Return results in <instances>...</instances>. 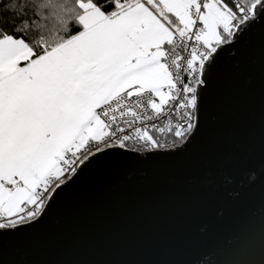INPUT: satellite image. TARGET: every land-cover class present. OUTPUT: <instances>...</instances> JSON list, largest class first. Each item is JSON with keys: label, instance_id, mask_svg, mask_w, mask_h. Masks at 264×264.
Returning a JSON list of instances; mask_svg holds the SVG:
<instances>
[{"label": "snow or ice", "instance_id": "1", "mask_svg": "<svg viewBox=\"0 0 264 264\" xmlns=\"http://www.w3.org/2000/svg\"><path fill=\"white\" fill-rule=\"evenodd\" d=\"M258 27L264 0H0V245L108 150L191 144L212 66Z\"/></svg>", "mask_w": 264, "mask_h": 264}, {"label": "water", "instance_id": "2", "mask_svg": "<svg viewBox=\"0 0 264 264\" xmlns=\"http://www.w3.org/2000/svg\"><path fill=\"white\" fill-rule=\"evenodd\" d=\"M198 126L187 147L108 150L0 264H264V29L212 66Z\"/></svg>", "mask_w": 264, "mask_h": 264}, {"label": "built area", "instance_id": "3", "mask_svg": "<svg viewBox=\"0 0 264 264\" xmlns=\"http://www.w3.org/2000/svg\"><path fill=\"white\" fill-rule=\"evenodd\" d=\"M165 112L167 113V109H165ZM175 115V114H174ZM178 119V117L176 118ZM176 119H173V125H175L176 123ZM166 123V120L162 119L160 121H157V125L158 127L162 124ZM181 124H183L184 122L183 121H180ZM154 135H157L158 138L161 140V142H165L167 141V146L165 148H168V147H171L172 146V141L173 139H175L174 137V133H170L168 132L167 129H165V132L164 133H154ZM139 146L138 145H133L131 142L129 143V147L128 148H131V149H134L136 150ZM160 149V148H159Z\"/></svg>", "mask_w": 264, "mask_h": 264}]
</instances>
